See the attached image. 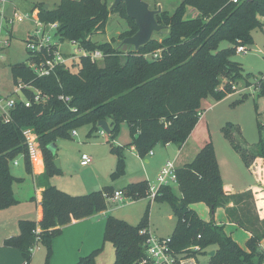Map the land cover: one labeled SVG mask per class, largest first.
I'll return each mask as SVG.
<instances>
[{"label": "trees", "instance_id": "1", "mask_svg": "<svg viewBox=\"0 0 264 264\" xmlns=\"http://www.w3.org/2000/svg\"><path fill=\"white\" fill-rule=\"evenodd\" d=\"M36 9L39 22L46 26L56 23V35L61 41L75 42L88 52L100 50L103 53L102 63L90 55H80L77 71L59 64L50 74L40 75L31 63L40 65L51 58L53 54L47 49L28 50L30 55L26 62L11 65L14 83L21 86L24 99H16L7 117L0 116V210L21 202L14 184L23 178L14 175L11 164L18 157H24L27 170L32 172L26 129H32L38 136L45 171L41 176V217L37 221L20 220V233L6 239L5 245L21 250L29 264L31 248L37 243L43 244L47 249L46 264H50L53 239L61 232V227L104 211L108 196L113 194V188L105 186L72 195L52 184L50 179L59 168L50 144L61 137L70 138L72 130L85 124L100 130L98 122L107 120L111 126L108 141L117 156L112 177L121 176L125 171L124 146L114 144L122 122L129 124L133 135L131 145L143 158H147L158 143L182 147L197 126L203 103L209 97L222 100L234 92V84L249 83L251 78H256L254 73L245 71L234 55L240 45L249 48L254 44L255 29L264 31V0L238 3L183 0L173 12L161 10L156 15L158 23L166 26L167 34L161 38L153 36L146 45L128 51H123L121 44L116 45L114 41L100 42L93 38L105 32L111 12L119 13L129 23V28L120 35L122 39L138 31L135 20L127 15L124 2L113 10L108 0H61L54 8L38 2L32 12ZM192 9L197 14H192ZM30 39L31 35L26 41ZM224 41L230 46L221 48ZM157 51H160L158 57H149ZM37 91L44 96L43 100L36 101ZM26 100L30 106L26 105ZM263 131L264 125L259 124L260 139L254 147L234 144L248 167L255 158L264 159ZM225 133L229 137L227 129ZM177 176L178 184L163 186L155 199L170 201L174 210L173 250L196 255L216 246L207 264H264V249L260 246L264 230L259 229V218L250 216L246 202L253 198L252 191L226 193L212 141L207 142L191 162L178 167ZM174 186L179 188L180 194ZM148 190V181L132 183L123 189L127 197L134 199L147 196ZM197 203L210 207V220L196 211ZM220 207L226 208L231 223L252 233L246 247L227 233L225 224L215 221L214 215ZM262 221L263 224L264 219ZM147 226L146 217L137 225L114 216L107 218L105 240L115 247L113 264H140L147 257V235L141 232ZM192 246H200V250L193 251ZM101 251V248L95 250L75 264H97L96 256Z\"/></svg>", "mask_w": 264, "mask_h": 264}, {"label": "rangeland", "instance_id": "2", "mask_svg": "<svg viewBox=\"0 0 264 264\" xmlns=\"http://www.w3.org/2000/svg\"><path fill=\"white\" fill-rule=\"evenodd\" d=\"M33 1L35 2L41 0H8L7 3H3L0 0V97L4 99L3 106L2 108L0 107V116H8L10 110V107L6 104L8 100L24 99L22 91H18L17 86L14 83L11 65L26 62L28 60L30 54L27 49L26 40L29 38V35H32L37 30L42 29L41 24L38 23L33 16V12L29 9V5H31V2ZM53 1L55 0H48L46 2L48 7L53 5ZM156 1L161 3L163 9L173 12L183 0ZM108 2L111 7L115 0H108ZM150 5L152 9H157V5L155 3L150 2ZM19 17H23L24 19L20 20ZM128 28L129 23L125 18L120 16L119 13L111 12L105 32L96 34L93 38L94 40L100 42L114 41V44L120 45L123 41L120 35ZM49 32L50 36L54 38L56 35V29L50 28ZM167 33L168 30L165 29L161 32H155L153 36L161 38ZM253 38L254 44L249 47V50L246 53L238 52L234 55V59L242 63L246 72L254 73L258 76L264 73V31L260 28L255 29L253 31ZM229 46L230 43L227 41L222 42L220 45L221 48ZM59 48L66 56L75 54V58L69 59L67 61V65L71 70L77 71L79 68V56L82 54V51L69 41L60 42ZM99 62L102 63V59H99ZM254 80L255 79L253 77L250 82H254ZM244 83L247 84L246 82L239 83V89L243 88L245 85ZM201 113L204 116L203 119L197 124L187 140V143L182 146V150L179 151L181 147L177 144L171 143L170 146H166L163 143H158L153 148V151L156 152L157 158L163 161L167 159H175L177 166L182 167L187 162H191L207 142L212 141L216 150L222 178H230L238 185L252 180L255 173L248 169L241 153L235 149L234 144L242 145L243 148H251L258 143L260 139L259 124L264 125V90L261 91V89H259L253 91L249 89L243 93L234 91L222 100H216L213 97H209L208 100L203 103ZM229 124H233L234 126L230 127ZM226 129L229 131V137L225 135ZM76 130L78 131L77 135H73L72 130L70 138L61 137L54 142V154L56 155L55 160L60 161V167H58L59 172L55 173V175L51 177V181L55 177L58 178L64 176L65 174H63V172L67 173L68 171H71V176L77 180L83 178L90 179V177H92L91 172H81L80 169L73 167L76 158L80 160V156L86 151L101 149L103 148L102 146L108 145L111 149V145L108 143L109 134H102L100 130L94 129L91 124H85L76 128ZM132 140L133 135L129 124L127 122H122L118 133L114 137L115 144L120 145L119 141H122V146H124V149L126 150V148L128 149L130 146H133L131 145ZM39 152H41L40 155L43 156L44 160V154L40 143ZM40 155L38 154L36 157L40 159ZM30 158L32 163L34 160L32 159L31 154ZM67 159L69 160V164L63 169L62 160H65V164H67ZM145 159L146 158L142 160L140 159L144 165L146 164ZM255 159L252 163L255 162ZM32 165L33 164H31V167H33ZM132 166H134V164H132ZM11 170L17 176H25L26 174L23 165H15L12 163ZM126 174L127 172L125 168L123 175L112 177V180L123 178ZM154 177H156L155 174L151 177L150 183L155 181ZM17 185L18 184L16 183L14 188L16 193L20 195L17 191ZM174 190L180 194V190L177 186H174ZM145 197L148 199L150 198L148 196ZM133 200L137 199L127 197L124 203ZM108 201L109 206L121 205V202H112L110 198H108ZM155 201L156 200H152L153 205L148 202L142 219L146 217L148 226H152V231L156 232V234L160 235V237L169 238L173 235V228L171 227L174 221H176L171 202L168 200ZM246 202H248L247 204L248 209L250 210V216L258 218L254 194L253 198H249ZM241 206H243V204H241ZM194 208L205 220L212 218L210 207L205 203H197L194 205ZM259 220V229L264 230V223L262 224L263 221L260 218ZM226 231L232 235L237 232H240L241 234L245 233V230L240 227L233 228L232 230L229 228ZM246 243L244 242L242 244L243 247H246ZM104 251L105 250L103 249L101 252ZM209 252L210 248H207L206 253H202L198 256L200 264L209 263ZM46 258L47 249L42 244L41 249L32 254L29 264H46ZM115 259L116 257L113 260L114 262ZM113 261L112 263H114ZM23 264H27L24 256Z\"/></svg>", "mask_w": 264, "mask_h": 264}, {"label": "crops", "instance_id": "3", "mask_svg": "<svg viewBox=\"0 0 264 264\" xmlns=\"http://www.w3.org/2000/svg\"><path fill=\"white\" fill-rule=\"evenodd\" d=\"M47 1L48 0H41L35 2L33 1L31 2V5H29L30 6L29 9L32 11V7L34 6V4L38 2H43L45 6L48 7L46 3ZM149 1L151 3H155L157 5V9L161 8L162 10H167V9H163L160 2H157L156 0H148V2ZM60 2L61 0L53 1V5H52L53 7L49 6V8L56 7ZM191 12L192 14H197V11L194 9H192ZM33 16L38 21V9L33 11ZM203 117L204 116L202 114L199 122L203 119ZM101 129L102 128L100 127V132ZM119 144L120 145L118 146H122L123 145L122 141H119ZM165 145L170 146L171 143ZM102 147L103 148L101 149L86 151L85 153H83V154H89L93 157V162L89 165L83 166L81 164V158L83 154L80 156V160L78 158H76L75 160L73 167H76V169H80L81 172H91L92 177H90V179L83 178L77 180L76 178H73V176H71V171L70 172L68 171L67 173L63 172V174H65L64 176H62L63 178L55 177L52 179V181L50 179V182L55 186H57L58 188L64 191L66 190V192L72 195L73 194L80 195L78 193L85 194L86 192L89 193L95 190L103 189L105 186H111L113 188V194H114L116 190H123L125 187H127L132 183H137L141 181H150L153 174L157 176L162 166L168 160H170V159L164 161L159 160V158H157L156 156V152L153 151V154L152 155L149 154L150 156H148L145 159L146 164L144 165L141 162L142 158L140 157L137 148L134 145L130 146V148L128 149L126 148V150L124 149V154L126 153L125 168L127 174L123 178L112 180V173L115 171L117 165V156L112 152L110 146L107 145ZM181 150L182 147L179 149V151ZM38 154L40 155L41 152H39ZM40 157H41L40 159H38V157H35V159H33L34 161H32L33 164L32 172H29L27 170L24 157H18L17 163L16 162L13 163L15 165H23L26 174L25 176L16 175L17 177L23 178V181L17 182L18 184L17 191L20 195L16 193L14 188L15 194L21 200V202L9 208L0 210V264H23V254L21 250L15 247L6 246L5 240L13 236H16L20 233V229H19L20 220L28 219V220L37 221L41 217L42 214L41 200H42V191H43L41 176L45 171V163L43 160V156L40 155ZM151 157H153L154 159ZM66 163L67 164H65V160H62L63 169L69 164L68 159L66 160ZM132 164H134V166H132ZM248 169L255 173L252 180H249L247 182L238 185L235 181H233L230 178H223L224 190L228 194H238L246 191H252L256 200V211L258 218L263 220L264 219V159L261 157H257L255 159V162L252 163L248 167ZM154 178L156 179V177ZM111 201L121 202V205H117V206L107 205V208L104 211L93 214L86 218L73 220L69 224L61 227V232L58 235H56L53 239V244H52L53 252L50 258V264H75L77 261H79L81 257L91 254L92 252L100 248L102 250L104 249L105 251L97 254L96 256L97 264H113L112 261L116 257V253H115L116 250L112 242L105 240V229H106L107 218L109 216H114L119 219H123L132 225H137L143 220L142 216L148 202L151 205H153V202L152 200H150V198L148 199L147 197L129 201L126 203H124L125 199L124 200L111 199ZM230 206H233V203H231ZM214 219L219 224H225L226 225L225 230L229 228L232 230L233 228L238 227L229 221L226 208L224 207H220L216 210ZM207 220L210 219L208 218ZM175 225H176V221H174L171 227L173 228V231L175 229ZM149 228L151 229L152 226L149 225ZM152 230L153 228L151 229V231ZM152 233L160 237V235L156 234V232L152 231ZM232 236H234L236 241L240 245H242L244 242L246 243V241H248V239L252 236V233L245 230V233L241 234L240 232H237ZM260 246L262 249H264V239L262 240ZM209 248L211 252L216 249V246H212V247L210 246L208 247V249ZM40 249L41 246L36 251Z\"/></svg>", "mask_w": 264, "mask_h": 264}, {"label": "built area", "instance_id": "4", "mask_svg": "<svg viewBox=\"0 0 264 264\" xmlns=\"http://www.w3.org/2000/svg\"><path fill=\"white\" fill-rule=\"evenodd\" d=\"M3 3H7L8 0H1ZM234 3H238L241 0H231ZM20 20H23V17H19ZM41 24L42 29L37 30L34 34L31 35V39L27 41V49L31 51H41L47 49L49 52L53 54L51 58H48L46 61H43L40 65L37 63H31L32 67L38 72L40 75L50 74V72L59 64L67 65V61L69 59H74L75 54L71 56H66L63 51L59 48V43L63 42L59 39L57 35L52 38L50 36L49 29L57 28L56 23L49 24L48 26ZM48 31V32H47ZM9 43V42H8ZM6 43V44H8ZM74 45L78 47L75 42H72ZM79 50L82 51V54L90 55L93 60L99 61V59L103 58V53L100 50H94L88 52L80 47ZM249 48L245 45H240L238 47L239 53H246ZM81 54V55H82ZM160 55V51H157L150 55L151 57H158ZM68 66V65H67ZM69 67V66H68ZM264 83V73L256 76L254 82H249L243 86V88L239 89V84H234L233 88L235 92L243 93L249 89L251 90H259ZM18 91H21V86L17 87ZM62 99L68 100V97L61 96ZM36 101H41L44 99V96L40 91L36 92L35 96ZM26 105L30 106V102L26 100ZM4 99L0 97V106H3ZM16 99H10L7 101V105L11 108L15 105ZM202 115V114H201ZM27 139V144L29 146V151L32 159H34L39 153V143L36 134L31 129H26L24 131ZM101 133L105 134V130L101 129ZM78 131L74 130L73 135H77ZM153 154V151L149 153ZM144 159L143 157H141ZM17 163V159L15 160ZM93 162V157L89 154H83L81 158V164L83 166L89 165ZM177 164L176 160H168L160 169L159 173L156 176L154 182L148 181L149 190L147 196L150 197L151 200H155L159 194L160 189L163 186L169 185H177L178 184V176H177ZM110 199L114 200H124L127 198L123 190H116L113 195L108 196ZM130 198V197H129ZM39 232V231H38ZM143 234L147 235L146 238V254L147 257L144 258L140 264H200L198 261V256L200 254L193 255L189 252H175L173 247L171 246V237H159L152 233L149 226L144 227L141 231ZM39 239V237H38ZM40 248V245L37 243L31 248V252L34 253L37 249ZM193 251L200 250V246H192L190 248ZM207 264V263H205Z\"/></svg>", "mask_w": 264, "mask_h": 264}, {"label": "water", "instance_id": "5", "mask_svg": "<svg viewBox=\"0 0 264 264\" xmlns=\"http://www.w3.org/2000/svg\"><path fill=\"white\" fill-rule=\"evenodd\" d=\"M121 2L126 5L127 15L134 19L138 31L123 39L121 48L123 51L130 49H139L141 46L146 45L152 38L155 32H161L166 29V26L159 24L156 15L162 10L161 8L152 9L147 0H115L110 7L113 10ZM98 126L105 130L107 134L111 133V126L107 120H100ZM49 148L54 152L55 143L50 144ZM57 167H60V161L55 160ZM215 254V250L209 252V256Z\"/></svg>", "mask_w": 264, "mask_h": 264}]
</instances>
